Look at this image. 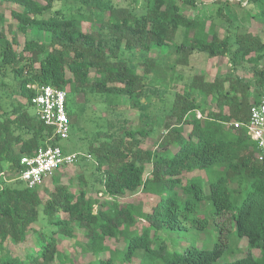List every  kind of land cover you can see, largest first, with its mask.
Listing matches in <instances>:
<instances>
[{
    "label": "trees",
    "instance_id": "1",
    "mask_svg": "<svg viewBox=\"0 0 264 264\" xmlns=\"http://www.w3.org/2000/svg\"><path fill=\"white\" fill-rule=\"evenodd\" d=\"M66 1L0 0L21 6L11 15L25 36L24 44L10 38L0 12V95L8 99L0 106V264H264V160L246 128L229 124L247 120L264 94V38L235 33L230 0H214L225 36L201 0ZM236 1L249 20L264 17V0ZM90 18L96 32L83 29ZM195 53L228 57L231 72L213 80L192 73ZM35 84L66 90L67 102L71 94L99 96L109 112L87 143L90 157L77 160H92L94 179L80 173L64 184L53 175L47 200L40 185L15 177L21 157L45 145L81 151L40 119ZM125 105L138 110L135 119L119 109ZM155 136L156 148L142 146ZM196 171L206 178L190 175ZM137 191L157 197L150 211L122 201ZM214 230L212 246L199 241ZM77 234L87 260L59 249ZM30 236L34 250L25 257L8 248ZM108 238L124 247L113 250Z\"/></svg>",
    "mask_w": 264,
    "mask_h": 264
},
{
    "label": "rangeland",
    "instance_id": "2",
    "mask_svg": "<svg viewBox=\"0 0 264 264\" xmlns=\"http://www.w3.org/2000/svg\"><path fill=\"white\" fill-rule=\"evenodd\" d=\"M70 1V0H68ZM66 1V2H68ZM120 2H124L125 0H116ZM200 9L203 11H206L209 14H212L214 16V22L220 25V34L221 36L226 35V28L223 24V21L220 19L219 15H217V8L218 5L214 0H201ZM229 5L231 6V9L233 12L238 16V19L236 20L237 26H235V33H244V32H252L254 34H259L264 38V17H257V18H251L250 20L247 18L245 9L243 6H241L236 0H230ZM187 8V9H186ZM189 7H185L186 10H188ZM12 9H21V6L9 3V2H0V12L4 13L5 15V22H4V29L8 36L10 38H17L18 42L20 44H24L25 36L22 32H20L17 28V21L12 17L11 11ZM83 29L88 32H96L99 29V24L94 19H85L83 22ZM43 38L45 40H49L50 33L44 32ZM155 53V52H154ZM153 53V54H154ZM175 56V55H174ZM173 56V57H174ZM194 66L192 73H198V74H204L205 78L209 80H213L217 75L224 76L227 73L231 72V66L229 64L228 57H211L204 53H195L192 56V64L191 66ZM184 68L183 66H179L178 69ZM189 70V68H186ZM181 69V73H185L184 75L188 76V70ZM238 76H251L250 74L244 73L242 69H238L236 72H234ZM182 82L177 84V91L182 90ZM1 93V90H0ZM264 95V94H263ZM16 98L23 101L21 97L18 95L15 96ZM89 100H86V97L79 93L75 96V94H71L68 96V107L71 110L70 119L71 122H74V126L71 127V134L70 139L67 140H61L62 144H68L69 147L73 149V151H81L83 153H88L87 151V143L92 138L94 130H96V124L100 120V116H107L109 112L107 109H104L102 107V103L104 102V99L99 98V96H94L90 94L87 97ZM6 101L8 102V99L4 97V94L0 95V106L4 108L6 107ZM122 101L124 104L126 103L125 98H122ZM121 101V102H122ZM126 112V115L129 116L132 119H135L136 116H138V110H132L130 108H127L126 105L122 106V108ZM100 115V116H99ZM190 130V126H186V133ZM93 132V133H92ZM159 139L158 136L150 137L144 140L142 143V146L144 147H155L158 145ZM92 160H85L81 159L79 161H76L74 163L63 165L61 168H59L53 175L58 176L61 179V182L64 184L71 183L73 180L77 178V175L80 173H83L87 177L91 179H94L95 174L97 173V170L93 169V166L91 164ZM149 169V168H148ZM198 174H201L203 177L206 178V174L200 171H196L194 173H191V176H196ZM52 175V176H53ZM46 178L44 182L39 186L40 189V195L43 198V200L48 199V193L50 190H53L55 187V182L53 180V177ZM75 188V186L73 185ZM92 194L94 196H100L96 191H92ZM157 197L153 194H147L143 191H137L135 193H128L124 198H122L123 202H134L135 204H139L144 211H150L152 209V206L156 202ZM39 224H35V228L40 227ZM204 235L199 234V240L201 243L208 244V246H212L214 242L217 240V232L214 230L213 233H210V237L207 235L208 241L203 240ZM194 239V238H193ZM198 238H195V241ZM82 243V245L80 244ZM107 243H109V246L114 250L118 248H123L125 242L123 240H114V239H107ZM87 244L86 238H83L79 234H77V238L69 239V238H63L60 241L59 249L60 251L67 252L71 254V256L76 257L78 261L87 260L90 258L89 253L82 252V247ZM35 245V237L30 236L27 241L19 243V244H9L8 248L15 254L25 257L26 252L30 250H34ZM186 244L181 243L179 248L184 247ZM240 253H243V255L249 251V248L247 246V240L243 239L240 242ZM252 252L255 255H259V250L253 249ZM118 263H121V260H117ZM139 258H135L132 262V264H138ZM219 262L218 264H220Z\"/></svg>",
    "mask_w": 264,
    "mask_h": 264
},
{
    "label": "built area",
    "instance_id": "3",
    "mask_svg": "<svg viewBox=\"0 0 264 264\" xmlns=\"http://www.w3.org/2000/svg\"><path fill=\"white\" fill-rule=\"evenodd\" d=\"M36 93L32 103L38 115L47 125L53 126L55 134L62 140L68 139L71 133L70 117L67 109V92L52 85H29ZM202 114L199 112L198 116ZM229 124L235 128L245 127L250 137L257 142L258 159L264 160V95L258 103L251 106L249 117L245 121L235 120ZM90 157L83 152L66 153L60 146H40L33 155L21 157V168L15 177L23 180L30 188L41 185L63 165L74 163L80 156ZM6 179L7 174L2 172Z\"/></svg>",
    "mask_w": 264,
    "mask_h": 264
}]
</instances>
